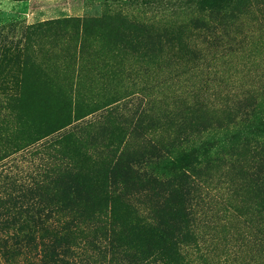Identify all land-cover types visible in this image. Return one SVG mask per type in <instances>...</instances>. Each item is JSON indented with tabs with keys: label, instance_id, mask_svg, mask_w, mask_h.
Wrapping results in <instances>:
<instances>
[{
	"label": "rangeland",
	"instance_id": "rangeland-1",
	"mask_svg": "<svg viewBox=\"0 0 264 264\" xmlns=\"http://www.w3.org/2000/svg\"><path fill=\"white\" fill-rule=\"evenodd\" d=\"M198 2L23 0L16 9L0 10V105L4 104L0 118L7 113V93L16 92L10 101L14 111H26L43 128L67 124L62 132L77 136H88L94 130L91 126L107 121L112 110L127 129L122 147L133 131L130 142L139 153L180 155L196 146L220 143L237 126L244 127V119L247 127L249 118L264 116V4H253L229 20L205 19L208 27L199 28L194 24L203 15ZM120 12L134 29L143 28L148 47L139 46L133 53L110 43ZM103 16L109 27L95 35L85 37L59 27L39 36L25 64V58L14 64L2 54L7 46L25 43L33 24ZM180 37L201 55L186 54ZM9 85L10 91L3 89ZM249 108L255 114L251 109L245 118ZM5 153L0 152V185L12 161L22 160L23 151L7 158ZM231 156L232 152L222 151L215 161L202 165L208 180L200 178L199 209L206 218L198 229L208 260H199L217 264L224 257L223 264H264V244L257 236L258 221L251 206L257 191L244 185L260 163L242 160V165ZM107 189L112 195L110 180ZM234 199L245 204L244 209L235 211ZM190 249L181 245V255L173 258V264L193 259Z\"/></svg>",
	"mask_w": 264,
	"mask_h": 264
},
{
	"label": "trees",
	"instance_id": "trees-1",
	"mask_svg": "<svg viewBox=\"0 0 264 264\" xmlns=\"http://www.w3.org/2000/svg\"><path fill=\"white\" fill-rule=\"evenodd\" d=\"M261 3L264 0H199L197 8L203 15L194 24L207 28L205 19L229 20ZM116 21V32L110 38L114 47L133 53L139 46L148 47L141 26L134 29L121 12ZM59 27L86 37L109 24L107 16L33 24L25 43L7 46L2 54L14 64L25 58V64L38 37ZM180 45L186 54L201 55L182 37ZM3 89L10 91L12 85ZM15 93H7V113L0 118V152L5 150L7 158L23 151L22 160L12 161L0 185L1 264H173V258L181 255V245L190 247L194 256L186 264H202L208 260L198 229L206 218L199 209L203 201L200 178L208 180L202 165L215 161L222 151L232 152L231 160L241 164L242 160L260 163L249 172L252 178L244 185L257 191L251 206L258 221L257 236L264 244V116L248 117L251 123L247 127L244 119V127L237 126L220 143L193 147L191 153L143 154L132 148L133 131L122 147L127 129L112 110L107 121L91 126L94 130L88 136H77L62 132L67 124L43 128L26 111H14L10 101ZM251 109L245 111V118ZM137 130L138 126L135 133ZM146 168L151 169L150 174ZM231 186L228 188L236 193ZM232 206L238 212L245 204L235 201ZM223 259L217 264L225 263Z\"/></svg>",
	"mask_w": 264,
	"mask_h": 264
},
{
	"label": "crops",
	"instance_id": "crops-1",
	"mask_svg": "<svg viewBox=\"0 0 264 264\" xmlns=\"http://www.w3.org/2000/svg\"><path fill=\"white\" fill-rule=\"evenodd\" d=\"M22 2L23 0H0V10L7 11L16 9Z\"/></svg>",
	"mask_w": 264,
	"mask_h": 264
}]
</instances>
